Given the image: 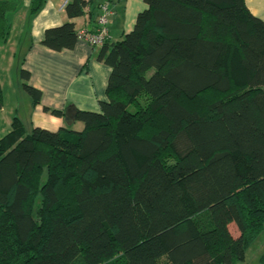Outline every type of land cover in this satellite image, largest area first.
<instances>
[{"label":"trees","instance_id":"1","mask_svg":"<svg viewBox=\"0 0 264 264\" xmlns=\"http://www.w3.org/2000/svg\"><path fill=\"white\" fill-rule=\"evenodd\" d=\"M142 2L96 55L110 70L100 111L43 109L79 132L13 117L0 138V264H240L262 232L264 23L244 0ZM88 4L70 0L66 18ZM19 5L0 0V43ZM76 40L66 22L40 45Z\"/></svg>","mask_w":264,"mask_h":264},{"label":"crops","instance_id":"2","mask_svg":"<svg viewBox=\"0 0 264 264\" xmlns=\"http://www.w3.org/2000/svg\"><path fill=\"white\" fill-rule=\"evenodd\" d=\"M69 2L47 0L42 9L29 18L30 0H20L18 9L8 15L9 36L5 43H0L1 137L9 131L13 117L21 121L26 132L33 128L50 132L68 128L79 132L82 129L80 123H65L43 109L63 110L71 106L79 111L98 113L99 103L107 101L105 87L110 70L96 60L99 48H91L85 42L76 40L71 50L53 52L40 45L44 31L66 22L73 23L75 31H93L98 7L107 3L112 14L108 18L109 38L106 43L111 44L131 31L136 15L145 6L142 0H89L83 16L68 20L64 6ZM244 2L250 14L264 23V0ZM20 70L29 74L26 82L20 79ZM24 83L40 92L37 106L32 107L30 98L22 90ZM6 103L9 108L6 107L5 114ZM228 228L236 238L238 232L234 225L230 224Z\"/></svg>","mask_w":264,"mask_h":264},{"label":"built area","instance_id":"3","mask_svg":"<svg viewBox=\"0 0 264 264\" xmlns=\"http://www.w3.org/2000/svg\"><path fill=\"white\" fill-rule=\"evenodd\" d=\"M112 14L107 3H103L98 7V15L95 20V28L93 31L79 30L76 31V38L85 42L91 48H100L108 40V18Z\"/></svg>","mask_w":264,"mask_h":264},{"label":"rangeland","instance_id":"4","mask_svg":"<svg viewBox=\"0 0 264 264\" xmlns=\"http://www.w3.org/2000/svg\"><path fill=\"white\" fill-rule=\"evenodd\" d=\"M6 102L8 103L9 101H6ZM7 103H6L5 111H4L5 114L7 112L6 107L9 108ZM262 255H264V228L262 232L260 233V235L247 248V250L245 251V255H244V262L240 264H262L260 262V258Z\"/></svg>","mask_w":264,"mask_h":264}]
</instances>
